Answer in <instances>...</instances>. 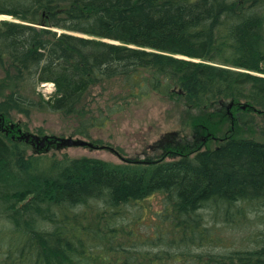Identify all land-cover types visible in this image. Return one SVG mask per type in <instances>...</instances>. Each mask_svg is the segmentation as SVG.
<instances>
[{
    "label": "trees",
    "instance_id": "obj_1",
    "mask_svg": "<svg viewBox=\"0 0 264 264\" xmlns=\"http://www.w3.org/2000/svg\"><path fill=\"white\" fill-rule=\"evenodd\" d=\"M9 5L0 0V14L21 22L0 18V112L45 104L86 119L85 97L107 82L119 84L125 100L179 88L190 106L229 100L264 112V0ZM43 82L55 85L49 99L36 90ZM250 121L245 113L242 123ZM27 148L0 133V264H264L263 229L251 249L218 248L222 231L251 220V206L264 210V142L226 137L214 149L173 148L166 155L180 156L122 164L46 163ZM158 193L163 207L142 234L144 217L131 216L128 204L138 208Z\"/></svg>",
    "mask_w": 264,
    "mask_h": 264
},
{
    "label": "rangeland",
    "instance_id": "obj_2",
    "mask_svg": "<svg viewBox=\"0 0 264 264\" xmlns=\"http://www.w3.org/2000/svg\"><path fill=\"white\" fill-rule=\"evenodd\" d=\"M15 3H24V0H16V2L7 0L9 6ZM0 18L20 21L9 14H0ZM37 26L47 28L45 24H37ZM48 28L58 34L67 31L59 27ZM68 33L89 37L78 31ZM121 89L119 84L117 86L112 82L95 85L84 99L85 109L89 108L91 112L84 115L86 119L71 113L53 111L45 104L31 109L28 114L16 111L0 112V118L3 117L4 120V122L0 121V133L15 140H18L17 136L21 134L19 129L41 139L43 136H48L45 147L40 149L36 142L34 145L29 141L26 142L25 139L20 142H25L27 145V154L44 155L48 158L45 159L46 163L56 160L64 164L65 161L70 162L83 157L99 158L116 164L127 163L126 161L141 163L145 160L161 161L180 156L166 155L168 149L176 148L187 153L195 150L201 142H205L202 149L214 148L229 136H237V138L252 136L264 142V112L260 110H245L239 108L238 103L234 106V102L229 104V100L217 101L208 107L190 106L179 92V88L171 95L150 92L141 98L125 100ZM36 90L44 99H49L55 93V85L52 82L38 83ZM117 104L118 111L111 112L110 108H115ZM245 113L251 118L247 124L242 123ZM103 115L110 118L106 124L84 123L86 120ZM68 137L85 138L98 145H110L117 152L103 146L95 149L89 146L59 147V138ZM177 143L178 145L174 146ZM162 201L163 195L158 193L146 199L144 205H138V208L128 204V213L131 216L141 212L144 217L140 225L142 234L150 233L147 229L153 228L157 219L156 212L163 207ZM248 211L250 221L247 220L246 223L238 221L230 227V230L226 229L219 234L224 238L219 249L228 251L240 248L251 249L256 246V239L261 235L259 231L264 230V210L251 206Z\"/></svg>",
    "mask_w": 264,
    "mask_h": 264
},
{
    "label": "water",
    "instance_id": "obj_3",
    "mask_svg": "<svg viewBox=\"0 0 264 264\" xmlns=\"http://www.w3.org/2000/svg\"><path fill=\"white\" fill-rule=\"evenodd\" d=\"M22 138H25L27 141H31L34 145L35 142L38 144V149L45 147L46 140L48 139V136H44L39 138L38 136L26 134L23 135ZM30 138H33L32 140ZM41 139V140H39ZM60 143L58 144L59 147L62 146H89L91 148H95V144L93 142H90L88 140L82 139V138H74V137H68V138H59Z\"/></svg>",
    "mask_w": 264,
    "mask_h": 264
},
{
    "label": "bare ground",
    "instance_id": "obj_4",
    "mask_svg": "<svg viewBox=\"0 0 264 264\" xmlns=\"http://www.w3.org/2000/svg\"><path fill=\"white\" fill-rule=\"evenodd\" d=\"M11 16H13V15H11ZM14 17V16H13ZM14 18H16V17H14ZM17 19V18H16ZM103 40L104 41H107V42H117L116 40H113V39H109V38H103ZM131 46H133V45H131ZM179 57H181V58H184V59H188V60H192V61H205V60H201V59H197V58H194V57H191V56H186V55H180ZM210 61V64H213V65H222V64H219L218 62H215V61H213V60H209ZM223 66V65H222ZM256 74H258V75H263L262 73H256ZM53 83V82H52ZM54 84V83H53ZM239 108H242V109H247V105L246 104H240V106H239ZM210 136V135H209ZM229 137H233V138H237V136H229ZM239 139H247V140H256V141H259V140H257V139H255L254 137H252V136H245V137H239ZM204 140H205V138H204ZM259 142H261V141H259ZM204 144H202V142L200 143V144H198V149L200 148V147H202ZM219 145V144H218ZM217 145V146H218ZM216 146V147H217ZM215 148V147H214ZM214 148H209V149H214ZM174 151V149L172 150V152ZM174 152H176V151H174ZM36 168H37V170L38 171H41V168L39 167V166H37L36 165ZM260 218H261V216H259ZM264 221V220H263ZM213 223H215V222H212V223H209L208 225H210V226H212L213 225Z\"/></svg>",
    "mask_w": 264,
    "mask_h": 264
}]
</instances>
